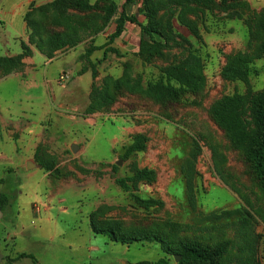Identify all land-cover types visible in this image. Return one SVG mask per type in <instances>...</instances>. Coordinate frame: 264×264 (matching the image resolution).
<instances>
[{"label":"rangeland","instance_id":"1","mask_svg":"<svg viewBox=\"0 0 264 264\" xmlns=\"http://www.w3.org/2000/svg\"><path fill=\"white\" fill-rule=\"evenodd\" d=\"M26 1H0V56L20 55L22 43L29 50L20 69L0 78V264H178L179 256L154 242L121 244L93 233V213L96 222H121L125 229L172 225L176 238L225 242L223 264H236L238 250L253 244L255 262L264 264V190L209 116L223 96L264 89V53L249 63L245 80L221 77L228 56L253 55L264 41V0L185 2L182 10L172 0H152V22L172 39L148 61L139 54L137 25L125 22L121 35L109 40L122 8L147 24L143 0H109L117 8L99 30V12L45 8L54 0ZM19 3L23 17L7 14ZM182 11L200 39L178 23ZM25 15L48 33L76 35L78 43L50 61L36 52L33 63H24L37 50L29 43ZM18 32L21 37L13 39ZM189 52L203 65L197 94L155 103L122 90L108 110L86 112L92 89L105 80L129 77L145 86ZM137 135L145 138L144 150L126 156ZM36 156L57 172L40 168ZM141 169L153 171L155 180L127 182L128 190L115 182ZM134 196L163 206L144 209ZM19 253L31 258L16 259Z\"/></svg>","mask_w":264,"mask_h":264},{"label":"trees","instance_id":"2","mask_svg":"<svg viewBox=\"0 0 264 264\" xmlns=\"http://www.w3.org/2000/svg\"><path fill=\"white\" fill-rule=\"evenodd\" d=\"M133 0H125L124 4L131 3ZM176 6L184 8L185 2L209 4L211 0H172ZM226 0H223L225 2ZM100 4H103L102 6ZM107 5V6H106ZM106 6V7H105ZM58 8L63 11L70 9L78 12H99L102 17V24L107 23L108 19L116 10L114 2L109 0H100L90 5L88 0H54L45 8ZM143 12L148 18L146 25L138 22L135 15H128L124 9L120 12L115 22L114 32L109 40L112 42L123 32L125 22L135 24L139 27L141 33V43L139 54L145 60L162 55V50L168 45L172 38L168 31L162 26L152 22L156 16L152 0H143ZM183 12L177 15L178 23L185 27L190 34L200 39L197 34V26L183 18ZM102 13H104L102 15ZM26 25L29 34V43L34 45L38 52L47 59H52L59 51L75 47L79 39L76 35L61 32H46L44 27L34 20H30L25 15ZM260 29L264 32V23L260 24ZM98 32V31H97ZM173 41V40H172ZM186 41V40H185ZM166 42V43H167ZM23 52L14 57L0 56V78L17 71L22 66V58L29 55L28 48L22 43ZM168 47V46H167ZM97 49V48H96ZM99 49V48H98ZM95 50L92 48L87 51L86 56ZM264 53V41L258 47L253 55H230L226 58L225 64L221 70V77L228 81L245 80L249 63L260 57ZM161 76L145 86L141 85L139 79L125 77L124 79L105 80L103 86L99 89L93 88L90 93V103L87 107V113H94L108 110L116 101V95L126 90L127 93L139 95L155 103H178L180 98L187 94H197L204 83L203 65L198 55L189 52L187 58L178 65L170 64L161 70ZM92 79L95 78V72L92 71ZM94 87V86H93ZM209 116L215 125L226 134L230 144L241 151L244 160L255 175L260 186L264 190V89L248 93L246 95H226L213 102L209 108ZM145 138L137 135L133 143L127 148L126 156L132 152L144 150ZM36 161L40 168L50 174L56 173L52 163L44 160ZM115 169V166H113ZM155 180V174L151 170H136L131 177L125 179H116L115 182L124 190H128L127 182L133 185L139 182H152ZM135 201L140 207L149 209L153 207H162L163 203L159 200L141 199L134 196ZM4 198L0 196V208L3 207ZM96 213L89 217V226L93 233L107 236L112 242L121 244H131L137 241H147L159 244L161 248L171 254L179 256L178 264H223L227 253V244H210L199 240L189 239L188 237L176 238L172 236V225L154 227H139L125 229L121 222L95 221ZM240 248L237 252L236 264H257L254 254L253 244L248 249ZM240 251H244L243 255ZM31 258L30 255L21 253L16 259ZM136 264H168L167 260L159 259L155 263L139 262Z\"/></svg>","mask_w":264,"mask_h":264},{"label":"crops","instance_id":"3","mask_svg":"<svg viewBox=\"0 0 264 264\" xmlns=\"http://www.w3.org/2000/svg\"><path fill=\"white\" fill-rule=\"evenodd\" d=\"M1 1V0H0ZM31 1L32 0H27L26 1V4L28 5L29 3H31ZM26 5V6H27ZM22 6V4L21 3H19V4H16V5H14L12 8H10L9 9V11H7V12H5V13H7V14H9V15H15V14H17L18 16H21V17H23V14H24V12L22 13V11H21V9H20V7ZM24 11V10H23ZM0 21H3V19H1L0 18ZM5 26H6V23L4 24ZM21 37V34L18 32L16 35H14L13 36V39H16V38H20ZM36 52H38L37 50H31V55H30V57H27L26 59H24V63H27V61H29L30 63H33L32 62V58H33V56L35 55V53ZM39 54H41L40 52H38ZM42 55V54H41ZM42 57L43 58H45L46 59V57L44 56V55H42ZM47 61H50V60H48V59H46ZM62 73H64V71H62ZM9 77V76H8ZM7 77V78H8ZM95 249V248H94ZM19 254H21V253H19ZM19 254H16L17 256L19 255ZM11 260H14L15 258H10ZM13 262V261H12ZM16 262H13V264H15Z\"/></svg>","mask_w":264,"mask_h":264},{"label":"water","instance_id":"4","mask_svg":"<svg viewBox=\"0 0 264 264\" xmlns=\"http://www.w3.org/2000/svg\"><path fill=\"white\" fill-rule=\"evenodd\" d=\"M71 150H72V151H75V150H76V147H75V146H72V147H71ZM177 259H178V257H177L175 260H177Z\"/></svg>","mask_w":264,"mask_h":264}]
</instances>
